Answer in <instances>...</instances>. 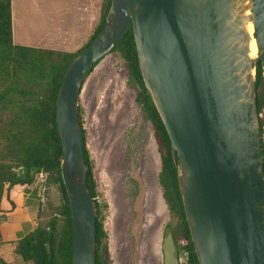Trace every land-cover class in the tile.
Segmentation results:
<instances>
[{"label": "water", "instance_id": "obj_1", "mask_svg": "<svg viewBox=\"0 0 264 264\" xmlns=\"http://www.w3.org/2000/svg\"><path fill=\"white\" fill-rule=\"evenodd\" d=\"M251 24L257 54L250 57ZM131 26L146 93L170 142L198 264H264V176L255 68L264 74V0H110L105 24L67 66L55 99L70 206L71 264H95L78 97L87 71ZM162 264H179L171 234Z\"/></svg>", "mask_w": 264, "mask_h": 264}, {"label": "rangeland", "instance_id": "obj_2", "mask_svg": "<svg viewBox=\"0 0 264 264\" xmlns=\"http://www.w3.org/2000/svg\"><path fill=\"white\" fill-rule=\"evenodd\" d=\"M14 45L75 52L91 34L100 0H10ZM138 87L123 59L109 53L86 78L79 97L86 150L96 184V202L106 233L104 264H162V239L177 219L167 209L158 183L160 154L151 125L136 103ZM262 120L264 144V108ZM44 224L58 204L53 187L36 181ZM182 257L183 252L177 253ZM181 262H185L182 258ZM0 264L22 262L10 246L0 247Z\"/></svg>", "mask_w": 264, "mask_h": 264}, {"label": "trees", "instance_id": "obj_3", "mask_svg": "<svg viewBox=\"0 0 264 264\" xmlns=\"http://www.w3.org/2000/svg\"><path fill=\"white\" fill-rule=\"evenodd\" d=\"M110 0H103L93 31L81 48L75 52H61L14 45L12 42L11 2L0 0V224L4 211L1 204L9 189L14 186H31L44 174L43 186L53 187L58 204H48L52 210L44 224L13 244V254L22 262L32 264H71L72 226L70 206L60 175L62 151L55 123V99L63 74L69 63L79 56L93 41L105 24ZM123 59L129 80L138 87L136 103L151 125L160 154L161 169L158 183L168 211L177 223L170 230L177 253L185 252L186 260L180 264H198L190 241L180 194L176 170L177 159L170 153V142L160 118L144 88L131 26L110 53ZM104 58V57H103ZM102 58V59H103ZM95 63L86 73L90 75ZM255 93L258 115L264 108V74L257 61ZM82 88V87H81ZM78 101V100H77ZM79 107V106H78ZM81 117V109L79 107ZM262 120L259 118L260 147L264 176V144ZM83 136V158L87 166L85 184L95 209V264H100V253L106 251V233L101 212L96 202V184ZM43 201L38 216L42 210ZM1 238V236H0Z\"/></svg>", "mask_w": 264, "mask_h": 264}, {"label": "crops", "instance_id": "obj_4", "mask_svg": "<svg viewBox=\"0 0 264 264\" xmlns=\"http://www.w3.org/2000/svg\"><path fill=\"white\" fill-rule=\"evenodd\" d=\"M102 1L100 0L94 10L96 14L91 17L94 23L91 27V33L98 19ZM7 196H4L1 204L4 216L0 224V247L10 246L14 248L13 244L15 242L37 227L42 195L37 188V184L34 183L31 186H14L9 189Z\"/></svg>", "mask_w": 264, "mask_h": 264}, {"label": "bare ground", "instance_id": "obj_5", "mask_svg": "<svg viewBox=\"0 0 264 264\" xmlns=\"http://www.w3.org/2000/svg\"><path fill=\"white\" fill-rule=\"evenodd\" d=\"M248 31H249V34L251 35V41L249 44V52H250L249 55H250V57H255L257 54V50H256L255 42L253 39V31H252L251 24L248 25Z\"/></svg>", "mask_w": 264, "mask_h": 264}, {"label": "flooded vegetation", "instance_id": "obj_6", "mask_svg": "<svg viewBox=\"0 0 264 264\" xmlns=\"http://www.w3.org/2000/svg\"><path fill=\"white\" fill-rule=\"evenodd\" d=\"M168 234H170V233H168ZM166 235H167V234H166ZM162 241H163V239H162ZM161 246H162V244H161ZM174 248H175V247H174ZM161 252H162V250H161ZM102 253H103V252H102ZM102 253H100V256H99L100 264H104L103 261H102V259H101V254H102ZM175 256L177 257L178 262H179V264H180V263H181V260H180L179 254L177 255L176 250H175ZM162 260H163V257H162Z\"/></svg>", "mask_w": 264, "mask_h": 264}, {"label": "built area", "instance_id": "obj_7", "mask_svg": "<svg viewBox=\"0 0 264 264\" xmlns=\"http://www.w3.org/2000/svg\"><path fill=\"white\" fill-rule=\"evenodd\" d=\"M38 177H39L40 180H44L45 175L44 174H40ZM182 258H185V260H186V253L185 252H183L182 257H180V260H182Z\"/></svg>", "mask_w": 264, "mask_h": 264}]
</instances>
